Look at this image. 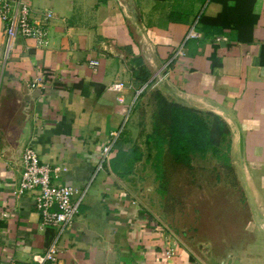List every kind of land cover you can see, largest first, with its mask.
<instances>
[{"label":"crops","instance_id":"1","mask_svg":"<svg viewBox=\"0 0 264 264\" xmlns=\"http://www.w3.org/2000/svg\"><path fill=\"white\" fill-rule=\"evenodd\" d=\"M26 1L34 15L51 11L55 18L47 47L19 37L10 50L0 19V264H37L34 257L59 234L41 229L37 192L18 195L24 166L16 153L26 129L25 147L53 169V183L75 188L74 201L81 200L60 235L59 257L47 264H220L223 256L187 247L146 209L135 176L144 156L131 174L119 150L104 163L101 152L123 127L116 146L128 152L143 145L135 104L141 89L156 90V72L143 55L142 34L157 70L178 91L240 121L264 199V0ZM191 30L200 38L187 40ZM136 59L151 74L147 84L134 77ZM117 82L122 92L112 88Z\"/></svg>","mask_w":264,"mask_h":264},{"label":"rangeland","instance_id":"2","mask_svg":"<svg viewBox=\"0 0 264 264\" xmlns=\"http://www.w3.org/2000/svg\"><path fill=\"white\" fill-rule=\"evenodd\" d=\"M150 99L149 92L135 104L137 135L144 154V170L137 168L143 172L135 176L146 209L192 250L207 245L224 257L248 248L263 262L264 235L253 222L228 143L222 145L218 156L194 154L188 163H177L165 148L162 160L157 161L155 148L144 144L153 131L155 106Z\"/></svg>","mask_w":264,"mask_h":264},{"label":"built area","instance_id":"3","mask_svg":"<svg viewBox=\"0 0 264 264\" xmlns=\"http://www.w3.org/2000/svg\"><path fill=\"white\" fill-rule=\"evenodd\" d=\"M54 18L55 15L51 11H44V13L34 15L30 4L26 0H0V19L5 24L9 50L19 37L35 41L38 48L47 47L49 44V26ZM194 38H200V35L191 30L187 40ZM223 40V38H217V41ZM177 55H183L182 50L178 51ZM90 65L91 67H97L99 62L93 61ZM44 82V75L37 79L38 85H42ZM124 87L125 84L123 82H117L113 84L112 88L116 92H122ZM146 87L138 92L137 97L140 96ZM120 102H123V99H120ZM124 130L123 127L121 130L110 134L108 143L101 152L103 163L110 159L113 150L117 151L116 144ZM22 163L24 171L18 195H24L26 192H37L36 208L41 214V229H56L59 232L45 255L35 256L34 259L37 264L53 263L60 254L58 247L60 235L67 228L72 227L79 212L81 200L74 201V196L77 193L75 188L53 183V169L49 165L41 163L37 152L32 147H26L23 150ZM166 254L171 257L174 255V251L167 250Z\"/></svg>","mask_w":264,"mask_h":264},{"label":"trees","instance_id":"4","mask_svg":"<svg viewBox=\"0 0 264 264\" xmlns=\"http://www.w3.org/2000/svg\"><path fill=\"white\" fill-rule=\"evenodd\" d=\"M136 65L138 67L133 72L134 77L142 85L147 84L151 74L143 66L141 59H136ZM150 87L149 84L138 100L150 92V100L155 106L153 131L146 136L144 144L155 148L157 161L162 160L165 148L177 163H188L192 155L199 153L202 156L209 153L218 156L222 153L221 147L224 143H228V148H231L230 129L220 117L177 104L158 90L150 91ZM125 134L124 132L123 137ZM117 150L121 157L127 158L132 174L134 165L142 161L144 156L140 146L136 145L126 152L119 142Z\"/></svg>","mask_w":264,"mask_h":264},{"label":"water","instance_id":"5","mask_svg":"<svg viewBox=\"0 0 264 264\" xmlns=\"http://www.w3.org/2000/svg\"><path fill=\"white\" fill-rule=\"evenodd\" d=\"M130 21H133L132 18H129ZM141 34V32H140ZM142 40V52L147 61L149 67L153 69L155 73V86L156 90L161 92L165 97L169 98L171 101H174L177 104L183 105L185 107L194 109L196 111L212 113L220 117L229 127L231 132V158L234 163L236 174L238 180L241 184L243 192L248 202L250 208L253 222L256 225L257 230H259L264 235V199L263 196L258 191L255 181L251 175L249 164L246 159V147L243 128L240 121L235 115L226 110L223 106L214 104V103H203L201 100L194 99L188 95L178 91L167 79L165 76L164 69L157 70L155 61L153 59V52L145 49L144 38L141 34ZM150 51V52H149ZM29 137V130L26 129L24 134L20 139V147L16 155H21L23 149L26 148V139ZM11 152V148H7L6 152ZM203 248L199 249L204 257H210L213 253V250L210 249L207 245H202ZM248 249V248H247ZM239 250L237 252H230L220 264H264V258L261 261V258H255V254H250V252Z\"/></svg>","mask_w":264,"mask_h":264}]
</instances>
